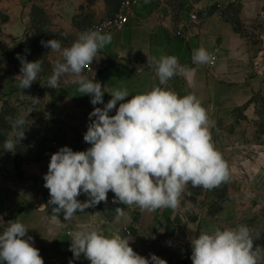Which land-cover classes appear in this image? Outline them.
<instances>
[{
    "label": "crops",
    "instance_id": "0c3cea01",
    "mask_svg": "<svg viewBox=\"0 0 264 264\" xmlns=\"http://www.w3.org/2000/svg\"><path fill=\"white\" fill-rule=\"evenodd\" d=\"M124 1L0 0V15L5 17L0 23V59L20 41L34 37L41 19L46 34L58 39L62 48L70 47L80 33L117 16ZM129 1L135 5L129 12L128 27L111 33V43L98 52L91 64L105 91L104 104L111 99L108 92L112 89H127L131 98L159 85L147 57H177L190 71L177 74L161 87L180 96L194 93L208 109L215 121L213 141L230 168V201L214 216L209 206L200 212L189 184L177 209L149 212L113 203L114 193L110 191L106 202L78 211L69 221H64L61 212L60 220L51 223L49 207L47 212L37 210L49 201L43 177L51 155L64 146L73 151L91 147L83 139L91 123L89 113L104 104L92 105L91 96L78 91L71 75L61 77L56 89L44 85L54 65L63 62L60 53L46 47L43 55L37 51L26 59L43 62L42 71L29 88L18 87L21 62L0 65V97L5 96L4 100L16 109V119L25 118L24 128L35 139L29 153L21 158L20 170L16 151L0 146V234L10 221L22 222L29 229L25 238H32L30 243L39 249L44 264H90L83 254L77 259L70 251L71 233L89 225L106 235L119 233L129 239L134 251L148 258L150 264L152 254L167 264H182L192 250L191 238L217 227H235L247 218L252 220L254 231L264 233V133L259 130L264 116H260L258 105L249 104L254 95L264 98V0ZM192 15L197 16V23L190 22ZM235 17L242 32L228 21ZM177 31L185 39L174 38ZM201 47L210 54L217 52L219 60L214 70L207 71L205 64L193 63L194 51ZM32 97L39 98L34 108ZM1 111L0 102V115ZM11 135L12 132L5 133L6 140ZM54 142L58 145L53 146ZM200 188L215 200L211 190ZM77 199L85 202L89 197L81 193ZM117 207L124 209L119 221L115 219ZM176 221L180 225H175ZM168 222L173 235L166 232Z\"/></svg>",
    "mask_w": 264,
    "mask_h": 264
},
{
    "label": "clouds",
    "instance_id": "9594fccd",
    "mask_svg": "<svg viewBox=\"0 0 264 264\" xmlns=\"http://www.w3.org/2000/svg\"><path fill=\"white\" fill-rule=\"evenodd\" d=\"M111 40L110 34L89 30L80 33L70 47L62 48L58 39L41 41L63 58L54 65L44 85L56 89L61 77L71 75L78 91L91 96L92 105L104 104L105 91L100 82L89 80L83 72ZM17 58L22 65L18 87L29 88L42 71L43 62H29L19 54ZM147 58L159 85L131 98L127 89H112L104 107H94L89 113L91 123L83 139L91 147L73 151L64 146L51 155L43 177L50 199L37 209L47 212L49 205L53 206L48 216L51 223L60 220L61 212L64 221H69L78 211L106 202L110 191L114 193L113 203L155 212L177 209L189 184L212 190L231 179L229 164L212 138L215 121L202 100L194 93L180 96L161 87L190 70L175 56ZM214 59L203 47L192 56L197 65L213 63ZM37 104L39 98L32 97V107ZM113 109L115 114L109 115ZM25 124L24 117L12 122V135L4 141V150L15 152L25 138ZM81 193L89 199L80 202L77 197ZM115 212L119 221L124 209L117 207ZM28 230L18 220L9 222L0 234V264H44L39 249L30 243L32 238H25ZM256 239H260V233L245 224L202 231L191 238L192 264H261L264 247L255 245ZM70 240L73 256L78 259L83 254L90 264H150L119 233L106 235L89 225L73 231ZM151 264L167 261L152 254Z\"/></svg>",
    "mask_w": 264,
    "mask_h": 264
},
{
    "label": "trees",
    "instance_id": "16d2710c",
    "mask_svg": "<svg viewBox=\"0 0 264 264\" xmlns=\"http://www.w3.org/2000/svg\"><path fill=\"white\" fill-rule=\"evenodd\" d=\"M228 21L229 23L235 26V29L237 32H242L241 23L236 17L233 19H228ZM36 29H37V32L34 37L26 38L20 41L14 48L9 49L6 53H4L0 59V65L20 63L21 61L20 59L17 58V54H19L21 57L25 59H27L32 53L37 52V51L40 52L41 55H43L46 47L41 43V41L46 42L48 40H51L52 36L46 34V29L43 24V19L40 20V25H38ZM4 99H5V96L0 97V102L2 103V111L0 115V146L3 145L4 141L6 140L5 133L12 132L11 124L14 120H16V109L13 107H10V105ZM249 104L250 105L255 104L258 106L259 104H261L264 108V98L261 95H254ZM246 107H244L240 111L244 110ZM260 116L262 115L260 114ZM24 130H25V138L20 141V143L17 145V148L15 150L16 151V166L18 170H20V167H21V162H22L21 158L24 155L29 153L30 147L32 146L35 140L34 137L25 128ZM259 130H260V133H264V120L263 119L259 125ZM189 189L190 191H193L194 189L200 190L201 188L193 187L190 184ZM47 196L50 199L49 191L47 192ZM216 198L218 199L217 203L219 204V208L217 209L215 213H211L210 211L211 216H214L217 213H219L222 210L223 206L226 204L225 203L226 200L223 197L219 198L216 195ZM52 207L53 206L49 205L50 212H51ZM174 224H176L177 226L179 225L177 221ZM169 225H171L170 222H168L166 225V232L168 235H173L174 230H171ZM260 238L263 240L257 246L264 247V233H260ZM191 252L192 250L186 253L182 264H192Z\"/></svg>",
    "mask_w": 264,
    "mask_h": 264
},
{
    "label": "built area",
    "instance_id": "2783aa9c",
    "mask_svg": "<svg viewBox=\"0 0 264 264\" xmlns=\"http://www.w3.org/2000/svg\"><path fill=\"white\" fill-rule=\"evenodd\" d=\"M135 5V2L125 0L121 6V10L118 13L117 16L113 18L106 19L104 21L96 23L90 30L92 31H100L101 33H120L126 30L128 27L130 21V9ZM190 22L191 23H197L198 18L196 15L190 16ZM174 38L178 39H185L184 34L181 31H177L173 33ZM212 56H214V62L210 64H205V68L207 71H212L216 68L218 63V54L217 52L211 53ZM84 75L93 82L98 81V73L93 70V68L90 67L84 70ZM58 143L54 142L53 146H57ZM140 254V253H139Z\"/></svg>",
    "mask_w": 264,
    "mask_h": 264
},
{
    "label": "rangeland",
    "instance_id": "374dc122",
    "mask_svg": "<svg viewBox=\"0 0 264 264\" xmlns=\"http://www.w3.org/2000/svg\"><path fill=\"white\" fill-rule=\"evenodd\" d=\"M4 19H5V17L3 15L2 16L0 15V23ZM257 30L259 32H262V28H260V27H258ZM258 108H259V114L264 116L263 106L261 104H259ZM263 120H264V118H263ZM231 182H232V178L228 182L223 183L219 187L211 190L215 195V200H212V197L208 198L207 196H205L206 194L204 193V191L202 189H200V190L194 189L193 190V194H194L193 201L195 203V206L198 207L200 212H202V210L206 209V207L209 206V211H211V213H215L217 211V209L219 208V204L217 203L218 199L216 198V195L219 198L223 197L226 200L225 203H228L230 201V198L228 197V193H229V188L231 186ZM210 207H211V209H210ZM242 224L248 225L250 228L253 229L252 220H250L249 218L245 219ZM179 225H180V223H179ZM253 232H255V231L253 230ZM262 240L263 239H261V238L256 239L254 241V244L259 245L262 242Z\"/></svg>",
    "mask_w": 264,
    "mask_h": 264
}]
</instances>
